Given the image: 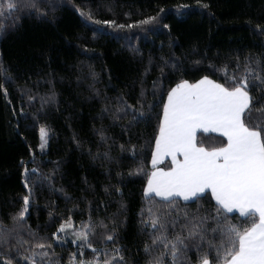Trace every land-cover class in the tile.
<instances>
[{
	"label": "trees",
	"instance_id": "trees-1",
	"mask_svg": "<svg viewBox=\"0 0 264 264\" xmlns=\"http://www.w3.org/2000/svg\"><path fill=\"white\" fill-rule=\"evenodd\" d=\"M32 2L35 8L0 16V66L10 74L0 71L8 91L5 97L0 89V225L13 227L10 215L29 194L27 179L31 196L25 223L37 238L27 228L21 231L29 241L22 252L43 242L51 244L46 250L52 264H69L73 253L77 260L92 259L91 249L79 254L73 235L58 233L59 241L52 235L69 218L75 229L91 220L96 226L91 242L102 254L107 249L111 256L119 248L127 264H146L145 244H151L153 232L142 220L150 222V206L154 212L165 207L158 197L146 198L144 188L167 92L181 79L195 82L204 75L231 86L219 69L227 65L230 77L243 72L250 53L264 57V34L255 27L264 26V0H203L207 9L197 0ZM81 11L118 25L157 16L160 25L110 27L93 23ZM261 89L260 84L250 88L255 108L264 105ZM121 97L143 118L132 120L131 110L116 113ZM252 116L258 119L255 111ZM42 126L48 131L44 149L39 147ZM198 136L208 146L220 139L202 131ZM176 204V231L186 222L184 212L191 217L215 208L209 191L195 202ZM230 219L236 222L235 216ZM108 234L115 240L102 241ZM172 235L169 228V239ZM4 251L0 246V256ZM161 251L159 246L153 255ZM188 255L195 260L193 252ZM13 257L18 258L14 249Z\"/></svg>",
	"mask_w": 264,
	"mask_h": 264
},
{
	"label": "snow or ice",
	"instance_id": "snow-or-ice-1",
	"mask_svg": "<svg viewBox=\"0 0 264 264\" xmlns=\"http://www.w3.org/2000/svg\"><path fill=\"white\" fill-rule=\"evenodd\" d=\"M197 4L204 9L210 7L203 0H197ZM27 7L35 8L36 5L32 0H0V16ZM81 15H86L95 24L110 27L160 25L157 16L146 17L134 24L118 25L115 20H95L90 11H81ZM163 27L169 26L165 24ZM255 27L264 34V26L257 24ZM3 28L0 23V30ZM244 61L243 72H234L230 77L227 65L219 69L231 86L204 75L194 83L181 79L167 92L152 151L153 170L148 174L144 188L146 198L158 197L165 207L154 212L150 206V222L142 220L153 232L151 244H145V253L149 257L146 264H264V105L255 108L257 101L250 91V88L260 84L264 92V57L250 53ZM178 63L176 61L172 67L176 68ZM236 67H241L239 62ZM0 71L10 75L2 66ZM163 72L161 67L162 75ZM153 83L156 84V81ZM0 89L7 97L4 84L0 83ZM119 99L123 104L117 105L116 113L127 115L131 110L132 120L143 118V112L128 104L125 98ZM254 111L258 116L255 121L252 116ZM200 131L219 133V142L213 141V146H208L205 140L199 138ZM47 137L48 131L42 126L41 149L45 148ZM165 158H170L169 166L159 167L158 164ZM28 171L24 169L26 174ZM24 185L29 194L22 197L20 210L10 215L13 227L0 225V246H5L0 264H45L46 261L52 264L46 250L51 248V244L37 242L30 245V252L21 251L22 246L29 243L20 235L21 231L27 228L29 236L34 240L37 238V233L25 223L31 188L27 179ZM206 190L211 192L215 208L191 217L184 212L186 222L180 225V231H176L180 218L176 201L182 198L184 202H195ZM232 216L236 217L235 223L230 219ZM100 227L106 229L107 225L101 224ZM169 228L174 233L171 239ZM69 230L74 237L72 243L78 244L81 256L85 249L94 253L92 259L79 260L75 253L70 254L69 264H127L119 248L112 249L109 256L107 249L102 254L99 248L93 246L91 237L96 234V226L91 220L82 223L79 229H73L69 218L52 235L59 241L62 237L58 233ZM101 239L114 241L115 235L108 234ZM39 240L46 238L40 237ZM159 246L163 247V251L153 255V250ZM13 249L18 258L13 257ZM190 251L195 254L194 261L188 255ZM167 257L171 259L166 260Z\"/></svg>",
	"mask_w": 264,
	"mask_h": 264
},
{
	"label": "crops",
	"instance_id": "crops-1",
	"mask_svg": "<svg viewBox=\"0 0 264 264\" xmlns=\"http://www.w3.org/2000/svg\"><path fill=\"white\" fill-rule=\"evenodd\" d=\"M194 83V82H193ZM166 99H167V97H166ZM166 99H165V101H166ZM162 114H163V112H162ZM215 134H219V133H215ZM220 135V134H219ZM154 147H155V144H154ZM154 149V148H153ZM151 160H152V156H151ZM167 162V164H170V158H165L163 161H161L159 164H158V166L159 167H167V166H165V163ZM151 166H152V164H151ZM169 166V165H168ZM153 170V169H152ZM151 170V171H152ZM146 186H147V184H146ZM145 186V187H146ZM207 191V190H206ZM210 192V191H209ZM211 193V192H210ZM214 199V198H213ZM181 200H182V198H181Z\"/></svg>",
	"mask_w": 264,
	"mask_h": 264
},
{
	"label": "rangeland",
	"instance_id": "rangeland-1",
	"mask_svg": "<svg viewBox=\"0 0 264 264\" xmlns=\"http://www.w3.org/2000/svg\"><path fill=\"white\" fill-rule=\"evenodd\" d=\"M73 229H75V228H73ZM63 236H69V235H72L71 234V230H69L68 232H66V233H61Z\"/></svg>",
	"mask_w": 264,
	"mask_h": 264
}]
</instances>
